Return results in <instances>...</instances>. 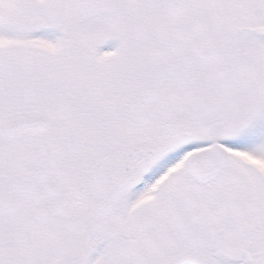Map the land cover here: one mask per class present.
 <instances>
[{"label": "snow or ice", "instance_id": "snow-or-ice-1", "mask_svg": "<svg viewBox=\"0 0 264 264\" xmlns=\"http://www.w3.org/2000/svg\"><path fill=\"white\" fill-rule=\"evenodd\" d=\"M0 264H264V0H0Z\"/></svg>", "mask_w": 264, "mask_h": 264}]
</instances>
